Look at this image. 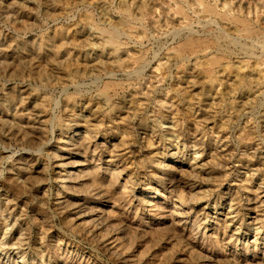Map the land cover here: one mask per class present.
Masks as SVG:
<instances>
[{
    "label": "rangeland",
    "instance_id": "rangeland-1",
    "mask_svg": "<svg viewBox=\"0 0 264 264\" xmlns=\"http://www.w3.org/2000/svg\"><path fill=\"white\" fill-rule=\"evenodd\" d=\"M0 264H264V0H0Z\"/></svg>",
    "mask_w": 264,
    "mask_h": 264
},
{
    "label": "bare ground",
    "instance_id": "bare-ground-1",
    "mask_svg": "<svg viewBox=\"0 0 264 264\" xmlns=\"http://www.w3.org/2000/svg\"><path fill=\"white\" fill-rule=\"evenodd\" d=\"M206 12H208V13H213V9L211 8V7H207L206 8ZM237 21V23H239L241 26H242V28L245 30V32L244 33H250V28H249V26H248V23H246V21H243V19L242 20H236ZM244 30H242V31H244ZM251 31H252V29H251ZM250 34H252V33H250ZM255 34V33H254ZM106 36H107V39H108V43L109 44H111V45H116L117 44V40H116V37L112 34V33H106ZM194 47H195V44H194V42H192L191 40H186L184 43H183V45H182V47H181V50L182 51H189V52H191L193 49H194ZM74 127V126H73ZM81 127V126H80ZM80 130H79V126L78 127H76V128H74V132H73V134H72V136H77V135H80L81 133L79 132ZM85 132V131H84ZM83 136V135H82ZM174 156H176V155H174ZM174 158H180V157H174ZM52 160L53 161H58V160H60L59 158H52ZM61 162V161H60ZM56 168H61L60 167V165H57V167ZM165 171H169L170 173H173V175H175L176 173H179V172H182L181 170H179L178 168H176V167H174V166H170V165H163V167H162Z\"/></svg>",
    "mask_w": 264,
    "mask_h": 264
}]
</instances>
